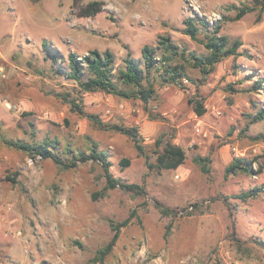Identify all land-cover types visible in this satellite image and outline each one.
<instances>
[{
  "label": "rangeland",
  "instance_id": "374dc122",
  "mask_svg": "<svg viewBox=\"0 0 264 264\" xmlns=\"http://www.w3.org/2000/svg\"><path fill=\"white\" fill-rule=\"evenodd\" d=\"M91 1L0 0V264H97L96 251L125 220L102 264H264V118L250 120L264 105V8L253 0H195L194 7L188 0H98L101 12L79 17ZM245 5L253 10L232 19ZM188 17L208 24L197 40L185 33ZM214 24L242 44L213 70L201 73L178 54L171 64L182 63V85L153 71L156 95L146 103L82 92L79 114L62 100L69 93L78 101L79 85L67 77L69 53L80 59L109 50L118 89L133 92L116 73L127 53L137 60L144 45L159 48L164 36L186 58L205 55L203 40ZM193 96L202 100V115L188 102ZM116 124L137 129L152 163L156 139L167 134L184 149L183 163L151 172L132 140L107 127ZM47 137L57 138L60 150L86 154L95 143L111 175L143 192L107 188L99 161L63 168L3 141ZM236 156L253 161L251 171L226 173ZM252 187L260 188L254 197H236Z\"/></svg>",
  "mask_w": 264,
  "mask_h": 264
},
{
  "label": "trees",
  "instance_id": "16d2710c",
  "mask_svg": "<svg viewBox=\"0 0 264 264\" xmlns=\"http://www.w3.org/2000/svg\"><path fill=\"white\" fill-rule=\"evenodd\" d=\"M37 1V0H33ZM254 5L258 6L260 11L264 8V0H253ZM73 5H77L79 0H72ZM254 6H242L237 9L236 14L232 19H240L246 12L253 10ZM103 10V2L94 0L88 2L84 6H80L77 12L79 17H90L101 12ZM185 33L188 34L193 40H197V32L199 27H207L208 24L204 18H192L188 17L184 20ZM219 25L212 27V33L206 35L203 40L204 47L207 49L205 55H196L194 53H189L188 57H185L184 49L178 51L176 44H173L168 37L160 36L159 48L152 47L149 45H144L141 48V58L135 60L129 53L123 59V66L116 70L117 77L126 85H131L134 87L133 92L123 91L118 89L116 81L114 79V56L109 50L100 52L96 49L90 50L88 54L82 56L80 59L74 54H68V72L67 77L76 81L79 85V90L77 91L78 101L74 97L68 98L69 93L59 96L62 100L70 104V110L77 112L79 114H84L81 106L82 98L80 94L82 92H94L101 91L105 93H110L114 95L123 96L125 98H139L144 103L148 102L150 99L155 97L156 90L153 84V78L151 76L153 71H160L159 79L162 82L176 83L182 85L180 78L184 76V67L179 60L173 62L176 56L179 54L181 58L191 62L193 67L198 68L201 73H207L213 70L214 65L221 61L224 57L237 55L238 48L242 44L240 40H230V38L225 34H219ZM46 47V43H43ZM161 49V50H159ZM255 89L261 85L258 80H255ZM188 102L192 105L193 111L197 115H202L205 112L202 100L193 96L188 99ZM90 118L99 126L102 127V122L97 119L95 115H89ZM251 122H256L264 118V105L255 112V114L250 115ZM110 129L119 131L127 135L133 142L139 154L145 155L146 163L148 169L152 171H160L162 169H175L180 164L183 163L185 159V152L182 147L176 145L172 142V137L167 134H162L155 141L156 151H155V161L149 162L148 157L145 154L144 147L141 143V139L135 127H125L123 125H110L107 126ZM4 143L12 146L16 149L22 150L29 153L32 156H40L42 159H51L56 164L63 168L75 167L77 163H84L90 159L99 161L106 180L107 188H114L118 186L125 191H132L135 193H142L144 187L136 183L122 182L119 178H115L111 175L108 170L110 162L106 158V153L104 151L97 150L96 144L91 145L90 152L86 154L85 151L74 150L73 148L67 147L66 149L59 148V140L57 138L47 137L40 141L24 142L20 140L13 139H3ZM62 151L68 154V158L64 160L59 154ZM200 161H205V158H198ZM123 165L128 164V159L124 158L121 160ZM253 161L247 160L242 156H236L232 158L229 164L225 167L226 173H235L237 171L249 172L252 169ZM202 170L206 171L205 164H202ZM10 179L9 176H7ZM12 179V178H11ZM14 180V179H13ZM260 191L259 187H252L247 191H243L236 197L246 200L247 198L254 197ZM158 207H162V211L165 214L173 212L172 208L168 206H163L161 203L156 202ZM195 205V204H193ZM126 224V220L118 223L113 228V234L110 241L99 248L94 257V262L97 264H102L105 257L111 252L117 238L119 235L120 227ZM231 238L235 242H239V239L235 235V231L232 230ZM263 243L262 241L260 242Z\"/></svg>",
  "mask_w": 264,
  "mask_h": 264
},
{
  "label": "built area",
  "instance_id": "2783aa9c",
  "mask_svg": "<svg viewBox=\"0 0 264 264\" xmlns=\"http://www.w3.org/2000/svg\"><path fill=\"white\" fill-rule=\"evenodd\" d=\"M188 2H189V4H190V6H192V7H194V4H195V0H188ZM234 149V151L236 152V155H238V150H236V148H233ZM191 208V206H189V209ZM183 211L182 210H180L179 211V213H182Z\"/></svg>",
  "mask_w": 264,
  "mask_h": 264
}]
</instances>
